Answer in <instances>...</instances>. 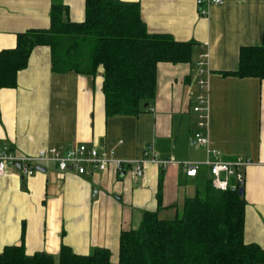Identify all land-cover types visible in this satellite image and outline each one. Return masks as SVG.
<instances>
[{"label": "crops", "instance_id": "0c3cea01", "mask_svg": "<svg viewBox=\"0 0 264 264\" xmlns=\"http://www.w3.org/2000/svg\"><path fill=\"white\" fill-rule=\"evenodd\" d=\"M120 1L140 4L149 33L193 43L191 61L157 64L155 95L144 109L107 117L102 68L94 76L54 72L50 48L36 47L16 87L0 90V149L34 156L86 145L122 160L147 149L167 164L148 163L141 176L130 168L79 175L45 164L23 177L8 167L0 176V253L23 245L26 254L44 252L58 264L62 246L79 256L105 248L118 264L120 234L136 229L145 212L178 217L208 179L207 151L193 142L200 54L207 55L210 148L223 161L249 159L243 239L264 249V80L223 75L238 69L241 48L261 45L264 0H224L205 17L196 0ZM53 4L70 23L84 21L85 0H0V52L14 49L19 33L49 29ZM184 161L200 164L196 177L182 173L177 162Z\"/></svg>", "mask_w": 264, "mask_h": 264}, {"label": "trees", "instance_id": "16d2710c", "mask_svg": "<svg viewBox=\"0 0 264 264\" xmlns=\"http://www.w3.org/2000/svg\"><path fill=\"white\" fill-rule=\"evenodd\" d=\"M51 51L52 70L94 76L102 68L105 114L134 116L155 95L156 68L191 61L193 43L147 31L138 2L85 0L82 23H70L61 5L53 4L50 28L16 36L14 49L0 52V90L16 87L32 50ZM224 76L264 80V31L260 46L243 47L238 69ZM245 200L237 190H215L209 179L182 213L171 220L145 212L136 229L119 237L118 264H264V249L243 239ZM0 264H55L53 256L25 253L8 246ZM58 264H110V252L95 248L79 256L62 246Z\"/></svg>", "mask_w": 264, "mask_h": 264}, {"label": "built area", "instance_id": "2783aa9c", "mask_svg": "<svg viewBox=\"0 0 264 264\" xmlns=\"http://www.w3.org/2000/svg\"><path fill=\"white\" fill-rule=\"evenodd\" d=\"M224 0H196V7L200 16L205 17L208 9L212 6L222 5ZM207 55L200 54L196 61L197 82L199 93L195 97V105L192 108L196 115V130L193 142L199 147L206 149L208 158L203 164L207 168L208 179L212 187L218 191L228 189H243L245 185V169L250 161L244 157H238L232 161H223L216 157V152L210 148L208 137L209 104H208V72L206 69ZM152 111L153 109H149ZM18 164V171L23 177L36 174V167L45 164H53L58 171H75L79 175L94 172L114 171L124 172L132 169L133 174L141 176L144 167L148 163H157L165 166L167 162L158 161L154 154L145 150L139 159L122 160L115 157L113 150L97 149L86 145H79L69 150L48 148L38 151L34 156H17L3 148L0 149V176L4 175L8 167ZM182 173L188 178H194L200 167L199 163L177 162Z\"/></svg>", "mask_w": 264, "mask_h": 264}, {"label": "water", "instance_id": "95a60500", "mask_svg": "<svg viewBox=\"0 0 264 264\" xmlns=\"http://www.w3.org/2000/svg\"><path fill=\"white\" fill-rule=\"evenodd\" d=\"M15 166H16V167H19V165H18L17 163L15 164ZM36 169H37L38 171H43V169H42L40 166L36 167ZM237 192H238V195H239V196H242V195H243V189H238Z\"/></svg>", "mask_w": 264, "mask_h": 264}, {"label": "rangeland", "instance_id": "374dc122", "mask_svg": "<svg viewBox=\"0 0 264 264\" xmlns=\"http://www.w3.org/2000/svg\"><path fill=\"white\" fill-rule=\"evenodd\" d=\"M200 187V186H199Z\"/></svg>", "mask_w": 264, "mask_h": 264}]
</instances>
